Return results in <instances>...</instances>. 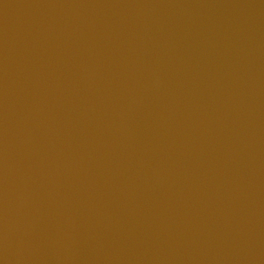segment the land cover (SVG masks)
<instances>
[{"label":"water","instance_id":"obj_1","mask_svg":"<svg viewBox=\"0 0 264 264\" xmlns=\"http://www.w3.org/2000/svg\"><path fill=\"white\" fill-rule=\"evenodd\" d=\"M0 264H264V0H0Z\"/></svg>","mask_w":264,"mask_h":264}]
</instances>
